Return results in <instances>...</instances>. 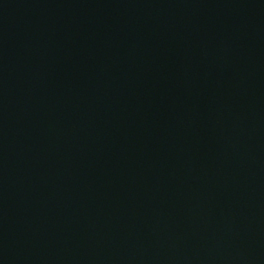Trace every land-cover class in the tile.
I'll return each instance as SVG.
<instances>
[{
  "label": "water",
  "instance_id": "water-1",
  "mask_svg": "<svg viewBox=\"0 0 264 264\" xmlns=\"http://www.w3.org/2000/svg\"><path fill=\"white\" fill-rule=\"evenodd\" d=\"M0 264H264V0H0Z\"/></svg>",
  "mask_w": 264,
  "mask_h": 264
}]
</instances>
